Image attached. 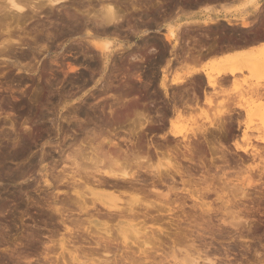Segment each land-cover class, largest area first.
I'll return each instance as SVG.
<instances>
[{
  "label": "rangeland",
  "instance_id": "obj_1",
  "mask_svg": "<svg viewBox=\"0 0 264 264\" xmlns=\"http://www.w3.org/2000/svg\"><path fill=\"white\" fill-rule=\"evenodd\" d=\"M69 1L70 0H68V2ZM187 1L188 0H151V1L150 0L149 1L148 0H120V1L116 0L118 4L123 5L122 13L123 11L124 13L129 12L128 14L126 13V16L128 18L132 16L134 17L132 18L133 20L131 19L132 20L131 24L138 22L137 28H133L134 31L136 32L138 31V34L135 35V33L132 32L130 28H128L129 33L131 34L132 32L130 37H128L126 40L124 38L121 39V37L120 39L116 38L114 39V41L116 42H113L112 44H110V46L112 45L114 49L118 50L123 45V44L121 45V43L124 42L126 43V41H128L129 42L127 43L128 49L130 47H133L131 50L136 51L137 50L136 46L134 47L131 43L132 40H135V38L139 39L140 37L142 40L149 39L150 36L153 34L151 30L157 28H158L157 30L162 31L163 30L162 27H165L164 31L167 33L168 32L167 30L170 29L171 25H172L171 27L177 29L176 30L177 40H175V38L172 39V42H174L175 45L174 49H177L179 44L184 40L193 42V48H192L193 52L196 51V47H198L200 45V42L202 41L209 40L211 42L212 41L216 42L228 38L236 39V37L237 39L239 38V40L242 41L243 38L241 39V37H243L244 34L245 36H247V37L244 36L245 38L244 40H249L251 33L245 28L249 27L253 22L254 18H251L252 12L257 11L262 7V0H260L259 7L257 9L254 6L253 0H243V2L240 5L233 7L232 9L227 11L226 14L224 15L222 14L219 15V13L217 12L214 13L213 11H210V9H206L205 11L201 12L198 16L191 17L190 15H187L186 9L190 10V8H195L196 6H198L199 4H201L206 0H199V1L192 0L191 2L192 5L189 3L186 4ZM65 2L66 4L73 3V1H70L68 3L67 0ZM109 2H111V0H85L84 4L86 9H89L88 4H91L92 7H94V9L97 12H99V10L104 8L105 5H108L107 3ZM73 4H78V3H73ZM102 4L104 5V7ZM171 4H175L174 8L172 6L174 10H172L171 15H168L167 12L170 11V9H168V6H170ZM141 7L142 9H140ZM81 8L84 9V6ZM161 8H165L166 11L162 12ZM62 11L64 12V10ZM140 15H142L141 18H143L146 22L141 25H140ZM135 17L138 18L135 19ZM211 17L219 20L220 17L230 18L231 25H229V23L224 20H220V22L218 20L217 21L218 23L216 24L206 25L204 21L210 20ZM243 18L246 22L248 21V23L250 24L249 26L239 28L238 26L232 25L234 24V21L237 20L242 19L241 20L242 22ZM222 21L224 23H221ZM187 25L188 26L191 25V26L188 27ZM27 27L28 28L30 27L29 24H27ZM123 39L124 41H121ZM71 46L73 45H70V47ZM77 46L78 45H76V47ZM64 47L65 46L62 45L60 47H56V48L54 47L55 49L51 48V50H53L51 51L52 53L48 54L45 52L44 54H47V56H45L44 58L42 56L39 57L38 55L37 56L38 61L35 60L36 59L35 57L31 59L29 62L35 64V67L36 66L39 67V69L31 75L32 78L29 77L28 75L26 76V74L24 75V72L19 74L18 70L14 66H10L7 63H4L2 61L3 58H0V105H1L0 107V264H264V202H261V204L258 203L256 204V206L260 205L259 207L257 206V208L260 209V211L257 210L255 213V217L253 220L254 228L252 230L254 232L248 234L247 231H244V236L242 237L238 235L232 236L231 234L219 235L214 238L209 236L200 237L199 236L200 234L197 231L198 228L196 227L195 228L193 227L194 230L192 229L193 234H189L191 233L188 232L190 229L185 228L188 226L187 223L189 224L188 221H184L182 223V227L184 226L183 228H185V230L188 232L186 236H188L190 239L188 237H185V235L184 238L183 235H180L182 237H177L178 235H176L177 239L175 237H174L175 239H173L170 237L162 236L165 242L163 241L162 243H160L161 244L160 246V244L157 243L156 240L153 239L154 241L153 243L151 241L152 238L151 239L149 238L150 240H148V238L144 237L143 234H142L143 236L141 235V237L138 239L134 236L132 237L129 236V238L125 241L127 242L128 246L130 245L133 248V250L132 249L131 250L137 252L140 251V253L145 252V255L147 256L146 258L145 255L143 254L142 257H140V260L137 257H134L133 253L132 255L131 254L129 255L126 252H124L123 254V252L117 251V249L116 250L113 249L114 251L112 250L113 252L111 251L110 254L107 255L104 253L103 249L102 250L99 249L98 251L96 250V252L95 251L92 252L91 249L89 248L84 250L83 248L81 249L78 248V246L80 245V243L78 242L76 243V245L74 244V242L73 243L71 242L70 244L69 239L71 237L66 232L65 225L62 223L60 215L52 212V206H50L49 204L51 203L52 199L49 198L47 200V194H48L47 192L49 193L54 192L56 187L55 185L53 187L45 186L43 180L47 175L45 176V173L43 171L47 170L51 172L50 169L52 167V164L50 161V156L48 155L49 150L51 151L52 149L57 148L58 144L59 146L62 147H65L67 145L66 143L67 136H65L64 134L65 131L67 130L66 132H68V129L71 127L78 128L79 124L81 123V120L79 121V118H81V116L83 119L85 118L84 115L85 113L78 109V107L81 106V100L86 98L89 99L90 90L95 88L100 89L101 88L100 84L102 85L105 81L108 82L107 79L109 80L108 73L110 72L109 70L110 66L108 67V69L107 68L105 69L103 68L102 63H100L99 65L100 68H98L95 74L94 73L92 74L91 70L88 69L89 67H86L88 71H84L83 69H81L82 65L89 66L86 61L75 60L69 63V66H66L67 70L64 71V73H61L55 69L58 68V65L54 63L55 61L52 62V59L54 58L57 59L58 56H61L63 52L62 51L58 52L57 50L58 48L63 49ZM256 53L257 52L254 53L252 52L251 53L252 55H250V53L246 55H242L244 54L242 53L239 56L237 55L236 57L233 58H228L226 60L220 59L218 61H214L203 67L204 68L206 67L207 68L206 70L211 71L213 69H211L210 67L214 68L220 65L229 66L231 64L241 65L243 64L244 61L256 56ZM88 57L90 56L88 55ZM28 59L27 58L24 59L23 63H27L26 60ZM40 59L42 62H40ZM70 65L77 66V69L71 70ZM42 66L46 67L45 72L42 71L43 70ZM193 66L195 67V65H191L190 62H188L187 60L186 63L183 60V62L179 63V66L171 75L169 74L168 67H166L165 71L163 72L167 74V77L170 80L178 76L183 78L187 76V73L192 69ZM46 75L48 76V78ZM79 75H80L79 78H75V76H79ZM90 75H93L92 78ZM42 77L44 78L42 79ZM219 77H218L219 84L214 88L207 85L206 79H204L205 77L196 76V75H193V77L190 79V82H188L189 80H187L186 78L187 80L186 86L178 87L173 84L170 85L168 89L170 88L183 89L189 86L188 88H190L194 92L196 91V93H199V95H201L203 91V95H204L203 101L201 100V96L198 95L199 96L198 100L194 99L195 101H192V104L187 111L182 110L181 115H178L176 113V115L171 120L174 121L176 124L178 123L180 125L181 124L187 125L188 127L193 126L195 122H197L198 124L200 123L206 125L215 122V124L218 125V122L219 124L222 122V121L220 122V118H219L220 116L218 117L219 119L216 118V121L211 120L212 122L208 121L207 117L212 119L213 117H216L219 113L225 115L228 114V112L229 113L232 112L233 119L236 118L234 119V122L237 121V119L240 120L241 122L246 121V123L250 126H253L254 129L256 127H259V125L260 126L263 125L264 124V70L262 69L255 71V70L245 69L243 70V72L237 73L236 76H232L233 77L232 81H230L229 79L227 80L222 79L223 81H221L220 80L221 78ZM11 78L14 80H12ZM112 80L114 81V83L112 81L114 86L113 88H111V90H119L125 86L122 89H126V90L129 89L128 92L130 93V94L129 93L126 94L125 96L129 99L131 98V100H135L134 103L137 102L136 104H134L133 101L130 100V102H132L133 105H131L129 108L126 107L121 108L119 107L120 105L116 106L117 107L116 112L118 113L119 121L115 126L121 125L120 126L121 128L122 127L128 128L132 126V124L130 123L131 119L137 118L138 115L142 117V118L140 117V119H143L142 115H144V117H147L146 114L140 111V101L138 100L137 97H134V94L136 93L135 89L138 90L139 88H142V84L144 87V82L140 83V79L138 80L131 79L129 81V79L114 80L112 78ZM126 82L127 83L129 82L131 86L129 83H128L129 85L127 84L128 86H126ZM160 82L161 81H159V88H161ZM156 83L158 82L151 81V85H149V87L147 88H154V87L156 88L157 87L155 86ZM202 83L203 85H201ZM237 84H241V86L238 87L236 86ZM197 85H200L201 87ZM114 87L117 88L119 87V88L117 89ZM253 87L255 88V90ZM73 88H77L81 92L82 91L84 92L81 93L79 96H76L78 92H76L74 95L65 96L60 102H53V103L45 102V104L49 107H51L52 105H58V107H56V111L53 112H47V111L33 112V113L28 112L25 111L24 110L25 108L23 107V105H26V101L24 99L18 101L19 103L17 101H11V95L12 96L22 95L25 93V91L28 92L30 90H44L52 93L56 91H64ZM15 90H22L21 91L22 93H18ZM86 92H88V94H86ZM15 104L17 107L15 106ZM13 106L14 109H12ZM239 106L243 108H239ZM99 112L100 111H98V113ZM89 114H91V112ZM99 114L103 116L101 112ZM21 117H23L24 119H22ZM122 118L123 121L121 120ZM45 119L47 120L48 123L46 124L48 125L49 122L52 121V125H54L55 129L52 126L44 128L43 126ZM67 119L69 120V122ZM120 120L122 124L119 123ZM65 122H67L68 124L67 123L65 124ZM139 123H140L139 119L137 118V123H136L137 129L140 128ZM170 127H171V122H170ZM170 127L168 129H170ZM42 129L46 130V132H44ZM33 130H35L34 132H38L37 136H40L39 137L40 139L36 137L35 140L33 139L30 140L29 134ZM168 131L169 130H166V132L163 133L162 135L163 136L166 135V137L168 136L169 138H171L170 134H168L169 133ZM236 132L238 131L236 130ZM52 135L60 136L62 138L61 139L62 141L55 140L53 137H51ZM133 137L134 136H132L131 133H122V135H117V136L112 135L110 139L116 141L117 143L119 142V144H121L122 147H125L126 144L130 143V141H128L129 139L133 140L135 138ZM173 138L175 139L176 143L178 144L180 143L181 144L180 147L183 148V144H184L183 137L178 136ZM15 140L17 141L15 142ZM35 141H37V143ZM223 141H227L226 143L233 149L232 143L234 141V138H230L228 140H223ZM54 143H56L57 146L56 144L53 145ZM260 145L264 146V144H260ZM52 146L53 147L56 146V147L53 148ZM38 148L39 150L34 152V150ZM69 148L68 151L70 150ZM16 152H19V154L22 156L18 154L20 157L19 156H17L18 158L14 157L13 154ZM39 153L47 154L43 161L44 163L38 164V162H36L33 165H31L30 163L37 161V157ZM145 154H146L145 152L141 153V155H145ZM11 155L13 156L12 158ZM160 155L161 156L159 157L157 156L152 157V159L155 160L151 159V161L149 160L150 162L149 161L146 162L148 167H150V169L148 168L149 171L152 170L151 172H154L161 170L159 168L162 167H160L159 165L167 167L169 163L167 159H165L166 158L165 156H167L168 154L164 153L163 154L164 156L162 154ZM168 157L169 155L167 156V158ZM163 162L165 164H163ZM63 163L64 164L61 166L58 172H57V168L59 165L58 166L56 165L57 167L55 171L56 173L61 172V170L65 166L68 167L65 164L70 165L69 162H63ZM105 164H108V162H106ZM104 166L106 168H109V164L108 166L103 165L101 167ZM29 167L32 168L30 169ZM247 167H248V171L247 170L242 171L243 172L241 173L242 177L244 178V176L245 177L250 176L248 181H250L253 184L255 183L254 186L249 187L247 191L254 196H259V195L264 196V190H262L264 188H262L261 185V182L264 179V153L260 154L255 159L250 158L249 163H247ZM44 168H46V170H44ZM26 169L28 172L26 171ZM103 169L105 170V168ZM114 169L117 170L116 167ZM127 170L128 172H131L132 169L130 170L129 168ZM49 172L47 174H49ZM17 174L20 175L18 176ZM241 174L230 172L226 174V176L223 179H221L220 177H216V178L214 177L215 180L211 179L204 186L205 187L204 191L202 190L201 193L202 195H200L204 197V200H199V201H193L192 199L187 197L188 196L187 189L190 188L191 186L187 183V180L185 181L186 183L183 184L184 180L182 179L186 177H182L181 179V177H178L177 175L176 176L177 183L175 184L178 185V187L180 188L181 187L184 188L183 194L184 196H186L185 211L187 212L190 211L189 209L190 206H192V204L194 203L203 204L202 202L205 201L207 202V204L211 205V207L214 208V210H218V211H213V219H214L213 222L216 223L215 227L222 224L221 222L223 221L225 223L235 222L237 218L236 211L238 210V208L233 205H234L235 197L240 194V185L237 186L235 182L238 179L240 180ZM140 175L142 177L143 176L145 177L147 175H148L147 177L149 176L151 177V175H149L148 173H146L145 175V172L143 171H141ZM48 178L51 179V176L48 175ZM186 179H188V177ZM167 185H169V181L168 184H166V186L160 185V188H162L161 190L166 191ZM90 186L96 189L98 188L92 185V183H90ZM77 189L79 191H82L83 193L85 192L86 195L90 193L87 196L94 198L91 195V190L89 186L79 185L77 186ZM57 190L68 191L69 189L64 187V185H60V187H58L56 191ZM65 194L60 193L59 197L61 196V198H64ZM158 195L159 194L154 193L153 195H150V197L149 196L147 197L148 200L145 197L144 198L145 201L142 198L143 201L141 200L140 203V208L142 209L140 210L144 211L146 210L145 209L146 203L153 202L151 204L154 205V208L153 209L150 208L152 211L150 210L149 211L151 213L154 212L152 214H156L159 209L163 214L161 215L163 220L165 219L164 221H166V222L164 221L161 222L164 224L154 223V226L149 228L150 226L149 224L152 221L148 220L147 221L148 224L146 226H147V230H149L148 232L149 235L156 232L159 233V228L158 227L156 228L157 225H159L160 227L163 226L162 228L164 229L166 228L168 229L170 225L168 224L167 220L175 221L178 215L184 217L182 211L178 208V205L181 202L180 199H176L174 196L169 201L163 196L159 197ZM126 196L128 197H124L125 199L131 200L128 199L130 198L129 195ZM173 198L175 199V201ZM227 203L230 204V206L226 207L225 204ZM58 205L62 206L60 201H58ZM96 206L101 207V205H96ZM170 208H173V211L170 212L169 211ZM74 215L76 217L77 216L80 217L83 215V217H81L83 219L90 218L88 217L89 214H80V215L74 214ZM29 218H32L34 222H36V225H37V218H40L43 220V224L45 226H49L51 228L49 230L44 229L41 231L37 229H31L28 225V223L31 222ZM142 218L143 216H141L140 221ZM69 225L72 226L71 223ZM175 227L177 226H173V228L171 229L172 231H170L169 233L171 234L172 237L174 236L173 229ZM188 227H192V226H190L189 224ZM228 228H229L228 230H231V227ZM152 231L155 232L151 233ZM157 233L156 235H158ZM42 234L45 235L47 234L49 236L48 238L43 237L41 239H38L37 237H41ZM74 239H76L75 236ZM62 243H64V245H62ZM120 244L121 247L125 245L124 243L123 244L120 243ZM69 249H71L72 251ZM121 254H123V256L126 257L122 258ZM24 256L27 258V260H25L26 258Z\"/></svg>",
  "mask_w": 264,
  "mask_h": 264
},
{
  "label": "bare ground",
  "instance_id": "obj_2",
  "mask_svg": "<svg viewBox=\"0 0 264 264\" xmlns=\"http://www.w3.org/2000/svg\"><path fill=\"white\" fill-rule=\"evenodd\" d=\"M65 1L66 0H0V58H3L2 61L4 63H7L10 66H14L18 70L19 74L24 72V75L26 74V76L28 75L29 77L32 78L31 75L34 72H36L39 69V67L38 66L35 67V64H33L31 62L23 63V60L26 58L31 59L32 57H35L37 59V55H38L37 53L40 54V52H43V54L45 52L48 54L52 53L51 52V51H53V50H51L52 45H49V44L53 40H55L56 38H58L59 40H60V38H62L61 40H62L63 44L65 42H69V41L75 42L79 46V48H78V46H77V48L73 47V46H71L70 48L71 49L72 48L78 49L81 53H83L82 55H84L85 57H88V55H89L90 57H88V58L91 59L92 62H93V60H95L96 57L98 59H100V63H102L103 68H105V69L106 68L108 69V67L112 64V62H115L114 63L115 65L113 66V68L116 67L118 65L117 62L119 61L121 64H123V66L127 65V64L129 65L130 68L129 69L126 68L127 73L129 72V74H130V72H133V71L136 73L137 70H136V68H134L136 63L133 62L132 60L134 58L136 61L140 58V56L138 57V54H135L137 50L136 51L135 50H129L127 47V43H129L128 41H126V43L124 42L125 44L121 43V45L122 44L123 45L118 50L114 49V47H112V45L110 46V44H112L113 42H116V41H114V39H116V38L120 39V37H121V39L124 38L126 40L128 37H130L129 33H127L128 36H127V34L123 35L124 34L123 31H125L126 27H127V29L130 28L131 31L135 33V35L138 34V31L136 32L133 30V28H137L138 22L131 24V21L133 20L132 18H134V17L132 16V17L128 18L126 16L127 12L124 13V11H123V13H122V6L123 5L118 4L116 2V0H111V2L107 3L108 5H105V7L102 4L104 8L100 9L99 12H97L94 9V7H92L91 4H88L89 9H86L85 4H84L85 0H78V1L77 0H75V1L70 0V1H73V3H78V4H73V3L66 4ZM112 1H114V2H112ZM253 1H254V6L257 9L259 7L260 0H253ZM67 2H68V0H67ZM145 2H147V1H145ZM190 2H192V0ZM89 5H90V7H89ZM83 6H84V9L81 8ZM140 9H142V7ZM152 9H154V8H152ZM62 10H64V12ZM42 14H44L45 19H43V20H45V22L42 21V24H40V22L42 20L41 18H43ZM132 14H130V15H132ZM40 16H41V18H40ZM37 17H39L41 19L40 22L34 23V25H32V26H34L32 28V32H30L31 28H29L30 30L27 31L28 30L27 24L29 22H31L30 24H33L32 21H34ZM136 18H138V17H135V19ZM218 20L219 19H214L211 17L210 20H205L204 23L206 25H208V24L212 25V24L218 23L217 22ZM220 20L227 21L229 23V25H231L230 18L220 17ZM220 20H219V22H220ZM36 21H39V19L38 20L36 19ZM36 21H34V22H36ZM140 23L143 24L146 22H143L141 20ZM30 24H29V26H31ZM186 24H187V22H186ZM249 25L250 24L248 23V21L246 22L243 18L241 26L247 27ZM171 26H170V29L167 30L168 32L165 34V38L167 41L172 42V39H174V38H175V40H177V31H176L177 29H175ZM189 26H191V25H189ZM132 32H131V34H132ZM74 36H77V37H74ZM244 36H245V34H244ZM244 36L241 37V39L243 38V40H244L245 39ZM245 37H247V36H245ZM124 39L121 41H124ZM228 39H230L231 41L233 40L232 38H228ZM236 39H237V37H236ZM237 40H239V38ZM213 46L210 48H214ZM24 47H26L27 50H26V48L24 49ZM18 49H20V50H18ZM252 52L253 53L257 52L256 56H254L251 59L249 58L248 60L244 61L243 64H241V65H237V64H231L229 66H226V65L218 66L217 65L218 67H214V68L210 67L211 69H213L211 71L206 70L207 69L206 67L204 68V67H197V66L194 67L193 66L192 69L187 73V76H185L183 78L178 76L176 78H172L171 80L168 79L167 74L164 73L162 79L160 80L161 81L160 87L167 91L168 88L170 87V85H172V84L175 86H178V87L186 86L187 80H189L188 82H190V79L193 77V75L198 74L199 72L203 71L205 74L204 79H206L207 85L214 88L219 84L218 77L221 76L222 74H225V75L229 74L231 76H236L237 73H241L245 69L255 70V71L262 70V69L264 70V43H262L258 48L252 49L250 52H246L242 55H246L249 53H250V55H252L251 54ZM137 57H138V59H137ZM13 58H14V60H13ZM229 58H233V57H229ZM226 59H228V58H226ZM180 60H181V58H180ZM183 60H182V62H183ZM53 61H56V59L55 58L52 59V62ZM139 61H140V59H139ZM97 62H96V64H97ZM138 62H137V64H138ZM234 62H236V61H234ZM224 63H226V62H224ZM92 64L93 63L88 62L89 66H86V67H89V69H91V72L93 74L95 72L92 69V66H93ZM98 65H99V62H98ZM119 66H117V68ZM138 67H140L139 64H138ZM110 68H112V66H110ZM117 68H115L116 71L120 73L121 71H118ZM120 68H119V70L122 69V68L121 69ZM70 69L76 70L77 66L70 65ZM94 69L97 71L98 68L96 69V67H94ZM131 69H134V70L131 71ZM45 70H46V67H43L42 71L45 72ZM113 70L110 69L111 73L110 72L108 73V75H109L108 76L109 80L107 79L108 82H106L104 80L105 82L102 85L100 84L101 89L111 90V88H113V86H114L113 85L114 81L112 80V76H113L112 74L114 73ZM39 72H41V71H39ZM138 73H140V71ZM124 74H126V73H124ZM131 75L133 76V74H131ZM136 75H137V73H136ZM90 76L92 78L93 75H90ZM40 77H41V75H40ZM44 77H42V79ZM113 77H115V76H113ZM138 77H139L138 79H140L141 75L139 74ZM22 78H23V76H22ZM47 78H48V76H47ZM132 78H134V77H132ZM136 78H137V76H136ZM186 78H187V80H186ZM12 80H14V79H12ZM130 80L131 79H129V81ZM202 80H203V78H202ZM112 81H113V83H112ZM140 81H142V79ZM221 81H223V80H221ZM128 83L126 82V86H128L130 84V83L129 84ZM193 83H195V82H193ZM124 85H125V83H124ZM149 85H151V81H145L144 87L146 86L145 88H147V87H149ZM201 85H203V83ZM41 86H42V84H41ZM130 86H131V84H130ZM197 86H200V85H197ZM236 86L240 87L241 84H237ZM124 87H122V88H124ZM114 88H117V87H114ZM122 88H121V90H123ZM121 90H120V92H121ZM130 90H131V88H130ZM254 90H255V88H254ZM73 91L69 92V93L71 94V93H73ZM114 91H118V90H114ZM128 91H129V89L126 92H128ZM48 93H49V95L54 94L53 92L52 93L48 92ZM35 94H37V93H35ZM60 94H62L64 96L68 93H65V94L60 93ZM137 94H139V93H137ZM120 95L121 94H119V97L117 95L118 98H116V95H115V97L113 96V98H115L114 101H117V104L115 102H114L115 104L111 103L113 105L110 104V107L108 106L109 107L108 111L106 110V112H105L104 111V108H105L104 105L103 106L101 105L102 109L100 110V112H101V114H103V116L99 114L100 112L98 113V110L96 109V106H97L96 102H95L96 104H91L87 98H86L87 100L82 99L81 100V106L79 107V110L85 113L84 114L85 118L83 119L82 116H81V118L83 120L81 118H79V121L81 120V123L79 124V128L82 130L83 129L86 130L87 128L89 129V127H87V126H90L91 125L90 122L94 121L95 123L96 122L105 123V125H106L105 127L108 126V129L105 130V127H103L104 129L98 130L97 128L94 127L95 129L94 128L92 130L87 129V131H84L85 134L81 138L79 136L75 135L74 140H73V142L74 141L75 142L73 143V142L69 141L71 143L70 148H69L70 149L69 152H67L66 155L64 154V159L62 158L63 160L60 158L62 160V162H69L70 165L65 164L68 167L63 166L64 168L61 170V172H59V173L55 172L56 168H57L56 164H58V163L54 164L55 161L52 160L54 158L51 159L52 163H53V166H52L53 169H52V167H51L52 170L50 169L51 172L47 171L46 168H44V170H46V171H43V172L45 173V176L46 175L47 176L45 177L44 180L42 179L43 183L47 187H53L54 185L56 187V188L54 187L55 188L54 192H50V193L47 192L48 193L47 194V200L49 198L52 199V200L50 199L51 203H49L50 206H52V212L60 215L61 221L65 225V230L71 237V238L69 237L70 239L68 238L70 241V244H71V242L72 243L74 242V244L76 245V243L78 242V243H80L78 248H80V249L83 248V250L89 248V249H91L92 252H94V251L96 252V250L98 251L99 249L100 250L103 249L104 253L107 255L110 254V252L113 249H115V250L117 249V251H121V252H123V254H124V252H126L127 254L132 255V253H133L134 257H137L140 260V257H142L143 254L145 255V252L140 253V251H138V252L132 251L133 248L130 245L128 246L127 242L125 241L129 238V236H131V237L134 236L138 239L143 234L144 237L148 238V240H150L152 238L151 241L153 243H154V241H153V239H154L157 241V243L160 244L164 241L162 236L170 237L173 239H175V238L177 239V237H182L180 235H183V238H184V235H185V237H188V236H186L188 232H191L189 234H193L192 233V231L194 230L193 227L198 228L197 231L200 234V235L198 234L200 237L201 236L202 237L203 236H209L212 238L219 236V235H224V234L225 235L231 234L232 236L238 235V236L242 237V236H244V231H247L248 234L251 232H254V231H252L254 228L253 227V225H254L253 220H254L256 211L257 210L260 211V209L257 208V206L259 207L260 205L256 206V204L257 203L261 204V202H264L263 201L264 196H261V195L254 196L251 193H249L247 191L248 188L254 186L255 183L253 184L250 181H248L250 176H247V177L244 176V178H243L241 173H243L242 171H246V170L248 171L247 163H249L250 158L255 159L260 154L264 153V146L260 145V144H264V124L261 126L259 125V127H256L254 129L253 126L248 125L246 123V121L241 122L240 120L237 119V121H235L237 123V125H236V123L234 122V119H236V118L233 119V117H232L233 113L232 112H230V113L228 112V114H225V115L222 113H219L217 115V113H216L217 116L216 117L212 116L213 117L212 119L207 117L208 121H211V120L216 121V118H218L220 116L219 117L220 122L221 121L222 122L220 124L218 122V125H216L215 122H213L214 124L211 123L209 125L208 124L207 125L206 124H200V123L198 124L197 122H195L193 126L188 127L187 125H182V124L180 125L178 123L176 124L174 121L171 120V127H170V129H168L169 130L168 134L172 135L173 137H178V136L183 137L184 144H183V148H181L180 143H179L180 144L179 145L178 143H176V141H171L168 138V136L166 137V135H164V136L162 135L163 141H162V143H159V144H157V143L154 144L152 142H149L146 144L141 143L140 142V128L139 129L136 128V125H137L136 123H137V118L139 119V122L142 119H140L141 116L138 115L137 118L131 119L130 123L132 124V126L128 130L129 131L128 133H131V135L134 136L135 138L133 137L134 138L133 140L129 139L128 141H130V143L126 144L125 147H122V145L119 144V142L117 143L116 141H113L112 139H110V137L112 135L117 136L120 134L119 131H117V130H119L121 128L120 127L121 125L115 126L117 124V122L119 121L118 113L116 112V108H117L116 106L120 105L119 107H121V108H125V107L129 108L131 105H133L135 100H131V98L130 99L128 98L129 100L126 99L128 101L125 102V99L122 98V96H124L125 94L121 96L122 100L120 98ZM63 96L61 98H63ZM136 96H134V97H136ZM198 98H199L198 94L194 93L192 101L198 100ZM119 99L121 101H124V102H121ZM208 99H211V98H208ZM31 100L33 101V99H31ZM130 100L133 101V103L130 102ZM136 103H134V104H136ZM11 105H14V104H11ZM15 106H16V104H15ZM105 106H107V105H105ZM0 107H1V105H0ZM239 108H243V107L239 106ZM12 109H14V106ZM90 112H91V114H89ZM181 112H182V110L180 111L178 108L176 109V113L178 115H181ZM86 114H87V117H86ZM28 115H30V114H28ZM142 116L144 117V115H142ZM29 117H28V119H29ZM146 118L147 117H144L143 119L146 120ZM121 120L123 121V118ZM121 120L119 122L120 124H122ZM68 122H69V120H68ZM92 124H94V123H92ZM192 124H193V122H192ZM235 125L237 128L235 127ZM38 129H40V128H38ZM54 129H55V127H54ZM122 129H123V127H122ZM42 130L44 131V129H42ZM236 130L240 133L236 132ZM34 131L35 130H33L29 134L30 140H32V139L35 140L36 137L37 138L40 137V136H37L38 132H34ZM66 136H68V135H66ZM230 138H234V141L232 143L233 149L226 143L227 141H223V140H228ZM16 141L17 140H15V142ZM18 141H19V139H18ZM35 142L37 143V141H35ZM172 142H173V144H172ZM256 142H257V144H256ZM57 143H59V142H57ZM55 144L56 143H54L53 145H55ZM26 145H27V143H26ZM29 146H31V145H29ZM56 146H57V144H56ZM56 146H54V147H56ZM106 146H107V148H106ZM141 151L145 152L146 154L141 155V153H142ZM164 153L169 155L168 158H167L168 155L165 156L166 157L165 159H167V161L169 163L167 165V167L159 165L160 167H162V168L158 167L161 170L154 171V172H151L152 170L149 171L148 168L150 169V167H148L146 162L149 160L151 161L152 157H154V156L159 157V156H161L160 154L163 155ZM18 154H19V152H16L13 154V156L17 157L20 155V154L19 155ZM46 155L47 154H45V153H40V156L38 157V160H37L38 164L44 163L43 161H44ZM13 156L11 155V158ZM20 156H22V155H20ZM161 158H163V157H161ZM152 160H155V159H152ZM183 161H186L188 163V165L185 166V163ZM106 162H108L109 168H106L105 166L101 167L103 165L108 166V164H105ZM163 164H165V163L163 162ZM115 167L117 168V170L114 169ZM103 168H105V170ZM129 168H130V170L132 169L131 172H128L127 169H129ZM26 171H27V169H26ZM58 171L59 170H57V172ZM141 171L145 172V175H146V173H148L149 175H151V177L150 176L147 177L148 176L147 175V176H145L147 178H142V176L140 175ZM48 172H49V174H47ZM230 172H235L237 174H241V177H242V179H241V177L238 175L240 177V180L238 179L235 182V184L237 186L240 185V194L235 197L234 205H233V206H236L238 208V210L236 211L237 218H236L235 222L225 223L223 221V222H221L222 224L217 226L218 228L215 227L216 223L213 222V220H214L213 219V211H218V210H214V208H212L211 205L207 204V202H205V201L202 202L203 204L194 203V204H192V206H190V209L188 208L190 211H188V212L185 211L186 196H184V194H183L184 188H182V187L180 188V187H178V185L175 184V183H177L176 182V179H177L176 176L177 175L179 177H181V179H182V177H186V178L188 177V179H186V178L182 179V180H184L183 184L186 183L185 181L187 180V183L191 186L190 187L188 185L190 188L187 189V193H188L187 197L192 199L193 201H199V200H204V197L200 196V195H202L201 194L202 190L204 191V188H205L204 186L206 185V183H208V181H210L211 179L215 180L216 177H220L221 179H223L226 176V174H228ZM48 175L51 176V179L48 178ZM147 180L148 181L150 180V182L147 183ZM168 181H169V185H167V187H166L167 190L166 191L161 190L162 188H160V185L166 186V184H168ZM170 182H171V185H170ZM90 183H92V185H94L98 188L96 189V188L91 187ZM60 185H64V187L68 188L69 190L68 191L67 190H65V191L57 190L56 191V189H58V187H60ZM79 185L89 186L90 190H91V195L95 199L87 196L90 193H88L86 195L85 192L83 193L82 191H79L77 189V186H79ZM261 185H262V188H264V179L261 182ZM39 188H40V185H39ZM262 190H264V189H262ZM60 193H63V194L66 193L64 195L65 197L64 198H61V196L59 197ZM154 193L159 194L158 195L159 197L163 196L164 198L168 199L169 201L174 196L176 199H180L181 202L178 205V208L182 211L184 217H181L180 215H178L175 221L174 220H167L168 224L171 227V228L168 227V229L167 228L164 229V228H162L163 226L160 227L159 225H157L156 228L157 227L159 228V233H157V232L156 233L158 235H156V233H153L155 231H152L151 233H153V234L149 235L148 234L149 230H147V226H146L148 224L147 223L148 220H151L153 222V223L149 222L150 223L149 224L150 226L148 225L149 228L154 226V223L164 224L161 222L165 220V219L163 220V218L161 216L163 214L159 209H158L156 214H152L154 212H152V213L150 212V211H152L150 208H152V209L154 208V205L151 204L153 202H151V203L147 202L146 206H145L146 210L141 211L142 209L140 208V203H141L142 198L145 201V199H144L145 197L147 199L148 196L150 197V195H153ZM126 195H129L130 198H128V199H131V200L125 199L124 197H128ZM58 197H59V199H58ZM57 200L61 202L62 206L58 205ZM174 201H175V199H174ZM89 202L93 203V204H90ZM96 205H101V207L100 206L98 207ZM225 205H226V207L230 206V204H228V203ZM169 211L170 212L173 211V208H170ZM74 214H76V215L77 214L78 215L89 214L90 216L88 215V217H90V218L83 219V218H81V217H83V215L80 217L79 216L76 217ZM141 216H143V218L140 221ZM68 221L72 224V226L69 225L70 223ZM184 221H188L190 226H192V227H188L189 224L187 223L188 226L185 227L187 229L189 228L191 231L189 230L187 232L185 230V228H183L184 226L182 227V223ZM164 222H166V221H164ZM169 225H167V226H169ZM173 226H177V227H175L173 229L174 230V232H173L174 236L172 237L171 234H169V233H170V231H172L171 229L173 228ZM165 227H166V225H165ZM228 227H231V230H228L229 229ZM176 235H178V236L176 237ZM74 236L76 237V239H74ZM120 243H122V244L124 243L125 245L123 247H121ZM157 243H155V244H157ZM62 245H64V243H62ZM160 246H161V244H160ZM48 247H50V246H48ZM69 250H71V249H69ZM123 254H121V257L125 258L126 256H123ZM145 257L147 258L146 255H145ZM28 259H29V257H28ZM25 260H27V258ZM194 263H196V262H194Z\"/></svg>",
  "mask_w": 264,
  "mask_h": 264
},
{
  "label": "flooded vegetation",
  "instance_id": "obj_3",
  "mask_svg": "<svg viewBox=\"0 0 264 264\" xmlns=\"http://www.w3.org/2000/svg\"><path fill=\"white\" fill-rule=\"evenodd\" d=\"M188 3L191 4V2L189 0L187 1L186 4H188ZM172 6L174 8L175 4H171L170 6H168V9H170V11L167 12L168 15H171L172 10H174L172 8ZM186 10H188V9H186ZM161 11L164 12V11H166V9L165 8H161ZM42 16H43V18H41V16H40V18L42 20L39 17H37L36 19L37 20L39 19V21H36V19H35L34 21H36V22L32 21L33 24H30L31 22H29L28 24L31 25L29 27V28H31V30L29 28H27L28 29L27 31L30 30V32H32V28L34 27L32 25H34V23H37V22L39 23L40 20H41L40 24H42V21L45 22V20H43V19H45L44 18V14H42ZM141 16L142 15H140V22H141V20L143 22H145V20L143 18H141ZM160 17H161V14H160ZM140 25H141V23H140ZM162 29H163L162 31H159L157 29L151 30V32L153 34L150 36L149 39L142 40L141 37H140L139 39L135 38V40L131 41L132 45L134 47L136 46V49H137V52L135 54H138V57L140 56V58H139L140 61H139L138 57H137L138 60L135 61L134 58L132 60L133 62L136 63L134 68H136V70H137V72H136L137 75L133 71L134 69H131V71H133V72H130V74H129V72L127 73L126 70L130 68L129 65L127 64V65L123 66V64H121L119 61H118L119 63L117 62V64H118L117 66L120 65L118 68H117V66L113 68V66L115 65L114 64L115 62H112V64L110 65V66H112V68H109V70L110 69L111 70L114 69L115 70V71L113 70L114 73L116 72L115 74L114 73L112 74L113 76H115V77H112L113 79L116 78L117 80H120V79H137L138 80V78H139L138 75L140 74L141 75L140 80L142 79V81H140V82H144V83H145V81H156V82H158V83L155 84V86H157L156 88L155 87L154 88H144L143 84H142V88L138 89L139 91L135 90L136 94H134V96L137 95L136 97L140 101V111H142L147 116L146 120L142 119L140 121V142L143 143V144H146V143H149V142H152L154 144L155 143H157V144L162 143V141H163L162 134L165 133L166 130H168V128L170 127L171 119L176 115V109L178 108L179 110L187 111L189 106H191V104H192L193 94L196 93V92L192 91L190 88H187V87L183 88V89L170 88L167 91L164 90V89L159 88V81L162 79V77L164 75L163 71L165 70V68L168 67L169 74L171 75L176 70V68L179 66V63L182 62V60L184 58H185L184 62H186V60L190 59L191 54H192V50L191 49L193 48V42L192 41L184 40V41H182L179 44L177 49H174V47H173L174 46V42L167 41L166 38H165V34H166V32L164 31L165 27H162ZM123 32H124L123 35H125V34L129 33V30L126 28L125 31H123ZM129 35H131V34L129 33ZM127 36H128V34H127ZM74 37H77V36H74ZM56 39L53 40L49 44V45H52V48L60 47L62 45L65 46L63 49L58 48L57 51L58 52L62 51L63 54L61 56H58L56 61L54 62V63H56L58 65V68H55V69L58 70L59 72L64 73V71L67 70L66 66H69V63H71V62H73V61H75L77 59H78V61H86L87 60L86 61L87 63L88 62L93 63L92 64L93 65L92 69L94 70L95 73H96V70L94 69V67H96V69L100 68L99 67L100 59H98L97 57L92 62L91 59H89L88 57H85L84 55H82L83 53H81L79 50L73 49V48L70 49V45H73V47H76L77 44L75 42H70L69 41V42H65L63 44V42L61 40L62 38H60V40L58 38H56ZM199 46H201V43H200ZM25 48L26 47H24V49ZM78 48H79V46H78ZM132 48L133 47H130L129 49L131 50ZM26 50H27V48H26ZM37 54L39 55V57L42 56L43 58L45 56H47V54H43V52H40V54H42V55H40L39 53H37ZM42 57H41V59H42ZM32 58H34V57H32ZM180 58H181V60H180ZM31 59L26 60V62H29ZM41 59H40V62H41ZM35 60L38 61V58L35 59ZM97 61L99 62V65H98ZM96 62H97V64H96ZM137 62H138L140 67H138ZM85 67L86 66L82 65L81 69H83L84 71H88L87 68H85ZM120 67L122 69L124 67L125 68L122 70ZM115 68H117L118 71H121V72L120 73L117 72ZM119 68L121 70H119ZM139 71H140V73H138ZM124 73H126V74H124ZM131 74H133V76ZM136 76H137V78H136ZM79 77H80V75L79 76H75V78H79ZM132 77H134V78H132ZM73 90L72 89H68V90H64L62 92L61 91H56L57 94L55 92H53L54 94H50V95H49V93L47 91H44V90H30L28 92H25V94H22V95H14V96L11 95V101H17L18 102L21 99H24L26 101V105H23V107L25 108L24 110L28 111V112H42V111L53 112V111H56V107H58V105H52L51 107H49V106H47L45 104V102H48V101L52 102V103L53 102H60L63 99V98H61L63 95L60 94V93H63V94L68 93V94H66L64 96H70V95H74L76 92H78V94L76 96H79L81 93L84 92V91L81 92L77 88H73ZM120 90L121 89H119L118 91H114V90H109V89H107V90L105 89L104 90V89H101V88L100 89L95 88V89L90 90L91 92L89 94V99L88 100L90 101L91 104H96L97 103L96 104L97 105L96 109L98 111H100L102 109L101 105L102 106L104 105V107H105L104 111L106 112V110L108 111L111 103H114V102L117 103V101H114L115 98H113V96L115 97V95H116V98H118L119 94H121L120 95V98H121L122 95H124V94L126 95V94L129 93V92H126L127 91L126 89L121 90V92H120ZM15 91H17L18 93H22L21 92L22 90H19V91L15 90ZM72 91H73V93L70 94L69 92H72ZM35 93H37V94H35ZM137 93H139V94H137ZM86 94H88V92H86ZM196 94L199 95V93H196ZM117 95H118V97H117ZM124 96H122V98L125 99V102H126L127 101L126 99H128V98L126 96L125 97ZM30 98L33 99V101ZM122 98H121V100H122ZM203 98H204V95H203V91H202V94H201V100L202 101H203ZM121 102H124V101H121ZM105 105H107V106H105ZM111 105H113V104H111ZM78 109H79V107H78ZM21 118L24 119L23 117H21ZM42 123H43V121H42ZM46 123H48V122L45 119L44 126H43L44 128L51 127V126L54 127V125H52V121L49 122V125L46 124ZM66 123L67 122H65V124ZM92 123H94V124H92ZM90 124L92 126L91 125L87 126V127H89V129L87 128L88 130H92L94 127L97 128L98 130L99 129H104L103 127L106 126L105 123H100V122H96L95 123L94 121L90 122ZM87 129L86 130H84V129L82 130L79 127L78 128H72L71 127V128L68 129V132H66L67 130L65 131V133H64L65 136L68 135L67 136V140H66L67 141L66 142L67 146L62 147V146L58 145L57 148H54V149H52L51 151L48 152V155H50V161H51L52 166H53V163H52V160H53V161H55L54 164L58 163L56 165L57 166L59 165L57 170H60L61 166L64 164L62 162V160L64 159V154L66 155L67 152H69L68 148L71 145L70 142H73L75 135L79 136L80 138L83 137V135L85 134L84 131H87ZM107 129H108V126L105 127V130H107ZM129 129H130V127L123 128V129L120 128L117 131H119V133H120L119 135H122V133H128ZM44 132H46V130H44ZM51 137H53L55 140L62 141L61 140L62 138L60 136H53L52 135ZM170 137L171 138H169V137L168 138L171 141H175V139L173 138L172 135H170ZM38 139H40V138L38 137ZM38 150H39V148L35 149L34 152H36ZM39 156H40V153L38 154V157ZM38 157H37V160H38ZM52 158H54L55 160L52 159ZM60 158L61 159L63 158V159L61 160ZM35 162H37V161H35ZM184 162H185V166H187L188 163L186 161H184ZM34 163L32 162L30 164L33 165ZM142 178H147V177H142ZM148 182H150V180L149 181L147 180V183ZM29 219L31 220V222H29L28 225H29V227L31 229H37V230L41 231V230H44V229L49 230L51 228L49 226H45L43 224V220L40 219V218H37V225H36V222H34V220L32 218H29ZM48 236L49 235H47V234L46 235L42 234L41 237H37V238L38 239H41L43 237L48 238Z\"/></svg>",
  "mask_w": 264,
  "mask_h": 264
},
{
  "label": "crops",
  "instance_id": "obj_4",
  "mask_svg": "<svg viewBox=\"0 0 264 264\" xmlns=\"http://www.w3.org/2000/svg\"><path fill=\"white\" fill-rule=\"evenodd\" d=\"M242 2L243 0H206L195 8L186 10V13L191 17H196L206 9H210V11H213L214 13L217 12L219 13V15H224L227 11L235 6L240 5ZM251 18H254L252 24L249 27L245 28L251 33L249 40L241 41L233 39L231 41L230 39H224L216 42H211L209 40L202 41V47L199 46L196 48V51H192L191 58L187 61L190 62L191 65L203 67L214 61L234 56L236 57L237 55L250 52L252 49L258 48L262 43H264V0H262V7L259 10L252 12ZM221 23L224 22L222 21ZM241 23V20H237L234 21L233 25L242 28ZM212 46L214 48H210ZM199 74L205 77L203 71L195 75L200 76ZM220 78H222L223 80L229 79L230 81H232L233 77L229 74H223Z\"/></svg>",
  "mask_w": 264,
  "mask_h": 264
}]
</instances>
